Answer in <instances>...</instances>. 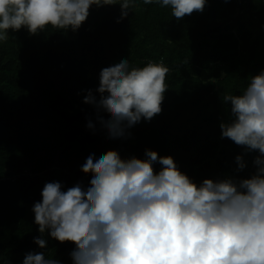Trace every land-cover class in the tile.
I'll return each instance as SVG.
<instances>
[{
    "label": "trees",
    "instance_id": "1",
    "mask_svg": "<svg viewBox=\"0 0 264 264\" xmlns=\"http://www.w3.org/2000/svg\"><path fill=\"white\" fill-rule=\"evenodd\" d=\"M131 7L117 20L119 4L91 6L75 32L9 29L0 42V264H21L26 252L40 251L32 205L46 182H87L92 169L80 160L89 147L122 158L143 159L145 148L170 155L197 184L254 173L256 151L220 138L219 123L229 118L220 95H238L264 69V0H208L202 12L180 19L168 6L137 0ZM121 57L134 67L162 62L168 88L159 114L142 119L129 138L109 139L83 96L88 89L99 95V68ZM238 154L246 162L241 171ZM74 243L52 238L44 251L71 264Z\"/></svg>",
    "mask_w": 264,
    "mask_h": 264
},
{
    "label": "clouds",
    "instance_id": "2",
    "mask_svg": "<svg viewBox=\"0 0 264 264\" xmlns=\"http://www.w3.org/2000/svg\"><path fill=\"white\" fill-rule=\"evenodd\" d=\"M142 2L168 6L172 17L180 19L202 12L208 0ZM136 3L0 0V42L10 37L9 29L36 34L50 26L75 32L91 6L119 4V20ZM169 71L162 62L134 67L121 57L99 68V95L88 89L83 101L94 105L109 139H127L132 127L162 111ZM220 102L229 112L219 123L220 138L242 146L243 153L258 152L253 174L197 184L170 155L145 148L143 159L122 158L115 149L89 147L80 160L92 169L87 182L78 178L67 186L59 181L43 185L41 200L31 208L39 233L33 242L40 251L26 252L21 264H66L44 251L49 239L65 237L75 242L68 249L71 264H264V69L238 95H220ZM86 123L94 126L91 118ZM234 160L235 171L245 169L243 154Z\"/></svg>",
    "mask_w": 264,
    "mask_h": 264
},
{
    "label": "bare ground",
    "instance_id": "3",
    "mask_svg": "<svg viewBox=\"0 0 264 264\" xmlns=\"http://www.w3.org/2000/svg\"><path fill=\"white\" fill-rule=\"evenodd\" d=\"M258 155V152H256L255 156Z\"/></svg>",
    "mask_w": 264,
    "mask_h": 264
}]
</instances>
